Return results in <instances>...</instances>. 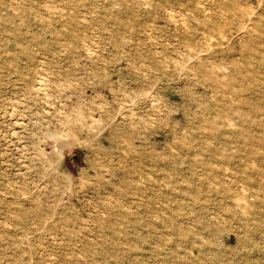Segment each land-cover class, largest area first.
<instances>
[{"label": "rangeland", "instance_id": "374dc122", "mask_svg": "<svg viewBox=\"0 0 264 264\" xmlns=\"http://www.w3.org/2000/svg\"><path fill=\"white\" fill-rule=\"evenodd\" d=\"M0 264H264V0H0Z\"/></svg>", "mask_w": 264, "mask_h": 264}, {"label": "bare ground", "instance_id": "6f19581e", "mask_svg": "<svg viewBox=\"0 0 264 264\" xmlns=\"http://www.w3.org/2000/svg\"><path fill=\"white\" fill-rule=\"evenodd\" d=\"M128 1V0H127ZM196 3V2H195ZM194 3V4H195ZM200 4V3H199ZM148 5V4H147ZM117 6V5H116ZM149 6V5H148ZM113 7H114V5H113ZM165 9V8H164ZM171 9V8H170ZM204 9V8H203ZM169 10V9H168ZM177 10V9H176ZM178 11V10H177ZM177 11H176V13H177ZM206 11V10H205ZM222 12V11H221ZM203 13V12H202ZM173 14V13H172ZM175 14V13H174ZM179 14V13H178ZM182 14V13H181ZM178 16H181V15H178ZM49 17V16H48ZM173 17V16H172ZM205 17V16H204ZM171 18V17H170ZM182 18V17H181ZM173 19H175V18H173ZM184 21H185V19H184ZM173 22V21H172ZM244 24V23H243ZM185 26V25H184ZM210 37V36H209ZM224 37V36H223ZM208 38V37H207ZM242 40H243V42H244V44H246V43H248V40H247V38H241ZM187 49V48H186ZM209 50V49H208ZM204 53V52H203ZM188 54V53H187ZM199 54V53H198ZM195 56H197V54L195 55ZM189 57H191V56H189ZM164 58V57H163ZM225 67V66H224ZM168 68V67H167ZM217 68V67H216ZM219 70V69H218ZM82 114V113H81ZM78 116H80V115H78ZM79 118H81V117H79ZM78 117H76V119H79ZM227 120V119H226ZM70 121V120H69ZM75 121V120H74ZM77 121H79V120H77ZM228 121V120H227ZM83 123V122H82ZM74 128V127H73ZM78 130V129H77ZM66 133V132H65ZM72 134H74L73 132H72ZM75 135V134H74ZM53 137V136H52ZM72 137H71V135L68 133V134H65V135H60V133H59V135L58 134H55L54 135V139L53 140H56L60 145H64V144H67L69 141H70V139H71ZM123 140V139H122ZM211 165V164H210ZM213 165H214V163H213ZM225 169V168H224ZM232 171V170H231ZM226 176V175H225ZM231 178V177H230ZM243 192V191H242ZM239 199H240V197H239ZM243 199V198H242ZM242 201V200H241ZM243 211V210H242ZM202 217V216H201ZM202 224H203V227L204 226H206L207 228H210V230L211 229H214V227L211 225V223H209L207 220H206V222L204 221V222H202ZM175 226V228H177V225L175 224L174 225ZM179 229H180V227H179ZM197 234H198V232H197ZM212 241V240H211ZM216 251V249L214 248V247H212L211 248V252L212 253H214Z\"/></svg>", "mask_w": 264, "mask_h": 264}]
</instances>
